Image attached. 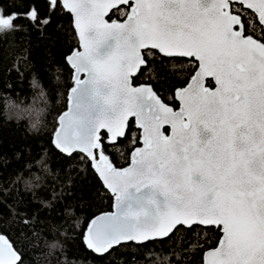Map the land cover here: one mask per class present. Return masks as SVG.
<instances>
[{
    "label": "snow or ice",
    "instance_id": "obj_1",
    "mask_svg": "<svg viewBox=\"0 0 264 264\" xmlns=\"http://www.w3.org/2000/svg\"><path fill=\"white\" fill-rule=\"evenodd\" d=\"M40 63L71 82L36 156L54 149L62 187L94 175L112 198L65 243L93 264L178 242L201 264H264V0H0V68ZM46 201L0 189V264H39L34 241L70 206Z\"/></svg>",
    "mask_w": 264,
    "mask_h": 264
},
{
    "label": "trees",
    "instance_id": "obj_2",
    "mask_svg": "<svg viewBox=\"0 0 264 264\" xmlns=\"http://www.w3.org/2000/svg\"><path fill=\"white\" fill-rule=\"evenodd\" d=\"M189 71L186 62H178L173 69L175 80H182ZM69 76L63 68L58 70L55 63L38 64L34 72L26 73L22 80L0 68V189L18 188L39 201H46V197L51 196L52 201L46 202L58 203L61 207L65 203L70 205L63 208V220L59 219L57 213L59 224L47 226V231L56 240L44 235L39 241H34L43 249L34 253L39 264H53L57 258L61 264H93L91 255L82 246L65 243V239L71 240L76 236L79 224L86 217L112 209L110 194L94 175L73 192L68 187H62L61 179L57 178L59 168L54 149L50 151L44 147L39 157L36 156L39 150L37 146L49 142L58 115L66 109L65 84L71 82ZM22 143L32 145L31 155L14 158L12 147ZM37 159H42L45 164L38 165ZM120 163L127 165L123 160ZM33 168L40 170L32 171ZM13 172L15 176L11 175ZM50 180L55 183L50 184ZM12 181L18 182L13 184ZM24 181L29 184L26 185ZM54 244L58 246L52 247ZM177 255L182 264H201L202 253L180 242L174 248L171 244L150 245L139 255L137 264H173Z\"/></svg>",
    "mask_w": 264,
    "mask_h": 264
},
{
    "label": "water",
    "instance_id": "obj_3",
    "mask_svg": "<svg viewBox=\"0 0 264 264\" xmlns=\"http://www.w3.org/2000/svg\"><path fill=\"white\" fill-rule=\"evenodd\" d=\"M67 107H68V102H67V105H66V109H65V111L67 110ZM127 166V165H126ZM125 166V167H126ZM101 181V180H100ZM102 183V182H101ZM105 188V187H104ZM113 209H111L110 211H112ZM98 215V214H97Z\"/></svg>",
    "mask_w": 264,
    "mask_h": 264
}]
</instances>
